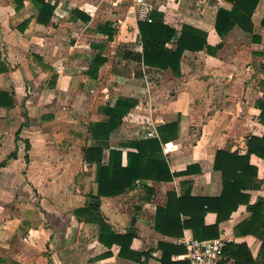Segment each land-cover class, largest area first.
Instances as JSON below:
<instances>
[{"label":"crops","instance_id":"obj_1","mask_svg":"<svg viewBox=\"0 0 264 264\" xmlns=\"http://www.w3.org/2000/svg\"><path fill=\"white\" fill-rule=\"evenodd\" d=\"M43 1L53 7L48 24L37 22L31 2L17 10L13 0H0V92L8 96L0 97V264H139L119 257L118 246L105 247L97 226L75 216L86 205L98 207L115 234L134 229L130 249L143 264H161V245L179 250L167 264H189L176 241L195 240L191 230L180 237L157 232L156 211L170 193L220 198L217 153L243 157L248 140L264 135L256 106L264 83V0L252 32L235 27L224 39L215 31L218 9L232 8L224 0ZM154 17L175 29L193 27L210 47L222 46L212 55L185 52L179 77L124 58L142 52L137 22ZM122 98L135 105L112 133L110 149L126 152V141L151 139L144 136L177 123L178 137L162 153L171 173L190 169L171 182H146L154 189L147 202L139 183L118 197L92 198L96 169L83 154L93 144L88 128L104 122L102 108ZM118 132L121 141L113 144ZM249 165L257 188L240 193L251 206L264 202V160L251 155ZM248 205L241 202L219 224V236L227 232L229 243H244L255 264H264V219L255 234L239 228L251 218ZM216 223L217 214L208 212L205 226Z\"/></svg>","mask_w":264,"mask_h":264},{"label":"trees","instance_id":"obj_2","mask_svg":"<svg viewBox=\"0 0 264 264\" xmlns=\"http://www.w3.org/2000/svg\"><path fill=\"white\" fill-rule=\"evenodd\" d=\"M17 10L25 0H13ZM37 10V22L48 24L53 7L43 0H27ZM231 4L228 10L218 9L215 18V31L224 39L235 27L246 33L252 32L251 18L259 0H224ZM151 22L138 21L141 53L125 52L124 58L141 63L145 67L170 71L175 77L180 76V62L185 52L197 53L205 51L212 55L222 46L210 47L206 42V34L187 25L180 29L168 26L159 17L150 18ZM112 38L109 33V39ZM171 46V47H169ZM262 98L256 103L260 110L259 121L264 125V83L260 85ZM0 97H8L0 92ZM131 99L122 98L116 101L113 107H104L102 112L104 122L89 125L88 133L93 144L83 150L84 161L95 166V184L97 193L94 199L113 198L133 191L137 183L144 191L142 202L150 201L154 196V189L146 182L167 183L174 177L190 174V169L183 173H171L162 153V145L178 137L177 123L166 124L157 128V137L144 140H130L121 146L126 152L111 150L109 140L112 133L121 125L125 116L134 107ZM11 106V103L10 105ZM108 152L107 162H104V153ZM251 155L264 160V135L261 138L252 137L247 142V154L243 157L237 154L218 152L215 161V170L221 172L223 194L218 199L194 198L189 192L176 198L170 193L167 196L165 207L158 208L155 217V230L168 237H180L184 229L191 230L196 241H208L219 237V224L229 218L231 213L241 202L248 205V196L241 194L244 188H257L254 182L255 169L249 165ZM252 213L251 218L239 228H248L247 232L255 234L253 229L263 225L264 202L258 200L254 205H248ZM208 212L217 214V223L214 226H205L204 218ZM75 216L79 220L92 223L98 228V241L107 248L116 245L120 248L119 257L129 259L139 264L142 254L131 251V243L135 238L134 229L125 235L115 234L104 221L98 207L86 205L78 209ZM181 216L186 219L181 221ZM134 223V220H133ZM264 246V245H263ZM163 252L161 264H167V257L179 250L171 245H161ZM145 256V255H144ZM255 264L248 247L242 244L227 243L223 250V260L219 264Z\"/></svg>","mask_w":264,"mask_h":264},{"label":"built area","instance_id":"obj_3","mask_svg":"<svg viewBox=\"0 0 264 264\" xmlns=\"http://www.w3.org/2000/svg\"><path fill=\"white\" fill-rule=\"evenodd\" d=\"M148 22H151V20L148 19ZM144 137L155 138L157 137V133L156 131H152ZM176 242L185 246L186 254L184 258L189 264H219L223 260L224 247L229 243L227 232L225 231L214 240L200 242L193 239H177ZM229 264L232 263L229 262Z\"/></svg>","mask_w":264,"mask_h":264},{"label":"rangeland","instance_id":"obj_4","mask_svg":"<svg viewBox=\"0 0 264 264\" xmlns=\"http://www.w3.org/2000/svg\"><path fill=\"white\" fill-rule=\"evenodd\" d=\"M208 2H211L213 0H207ZM114 141H113V144H117L119 141H121V137H120V133L118 132L115 137H114ZM91 173V172H90Z\"/></svg>","mask_w":264,"mask_h":264},{"label":"water","instance_id":"obj_5","mask_svg":"<svg viewBox=\"0 0 264 264\" xmlns=\"http://www.w3.org/2000/svg\"><path fill=\"white\" fill-rule=\"evenodd\" d=\"M90 204L97 205L98 202L96 200H90Z\"/></svg>","mask_w":264,"mask_h":264}]
</instances>
